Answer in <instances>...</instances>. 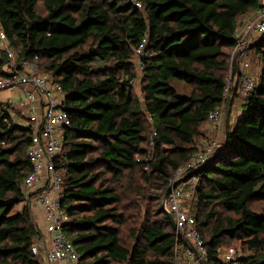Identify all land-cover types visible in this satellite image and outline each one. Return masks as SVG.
<instances>
[{"label": "trees", "instance_id": "16d2710c", "mask_svg": "<svg viewBox=\"0 0 264 264\" xmlns=\"http://www.w3.org/2000/svg\"><path fill=\"white\" fill-rule=\"evenodd\" d=\"M260 9V0H0L16 64L35 62L64 95L71 126L56 170L77 264H173L164 193L200 152L208 115L237 100L225 96L235 31ZM142 39L150 56L140 70ZM252 44L261 70L228 125L226 150L188 172L197 183L184 205L207 264H220L217 253L234 243L243 264H264V34ZM8 63L0 47V73ZM29 141L0 104V264H41L22 189Z\"/></svg>", "mask_w": 264, "mask_h": 264}, {"label": "built area", "instance_id": "2783aa9c", "mask_svg": "<svg viewBox=\"0 0 264 264\" xmlns=\"http://www.w3.org/2000/svg\"><path fill=\"white\" fill-rule=\"evenodd\" d=\"M261 3V0H260ZM137 8L140 6L135 4ZM254 18L245 21L243 30L254 34H264V5L256 12ZM239 30L235 31V50H239L243 42L239 38ZM0 44L9 63L1 69L0 91L19 90L23 101L18 112L23 116L17 123L22 129L30 131L29 145L25 151L30 163V173L22 186L27 191H33L34 203L42 208L44 214L45 232L49 236V246L43 249V258L47 264H77L78 255L63 232L67 223L66 213L61 208L63 194L61 190V175L56 170V161L62 151L66 130L71 126L69 117L63 107L64 95L61 87L52 83L49 76L40 72L35 62L23 61L16 64L14 53L8 48L5 34L0 30ZM146 39H142L134 49L136 63L141 70V61L150 56L145 50ZM240 51V50H239ZM247 63H240V70L231 79L230 72L226 79L225 96L231 89L238 98L245 99L256 87L255 82L247 74ZM235 82L232 83V82ZM231 83V88L229 84ZM229 86V87H228ZM226 105L216 108L208 115L207 122L219 124L225 120ZM15 113L10 114L13 120ZM18 122V121H17ZM155 134H153L154 136ZM221 134L215 140L205 144L202 152L196 154L190 162L177 170L169 181V187L186 177L190 170L207 161L215 148H221ZM189 175V174H188ZM187 175V176H188ZM185 176V177H184ZM189 178L171 188L166 199L161 203L165 214H171L175 223V246L173 264H202L206 261V252L199 232L195 228L193 216L184 205L196 186L197 180ZM28 195L25 194L26 199ZM187 241V242H185ZM197 252L195 255L192 252ZM33 255H39V248L33 245ZM240 251L235 248L220 250L217 260L220 264H243Z\"/></svg>", "mask_w": 264, "mask_h": 264}, {"label": "rangeland", "instance_id": "374dc122", "mask_svg": "<svg viewBox=\"0 0 264 264\" xmlns=\"http://www.w3.org/2000/svg\"><path fill=\"white\" fill-rule=\"evenodd\" d=\"M261 4H262V6L264 5V0H261ZM254 16L255 15H251L250 17H247L245 20L242 21L241 26L238 28V30H239L238 31L239 32V38L238 39H240L243 42L244 45H242V47L239 49L240 51L234 49L233 52H232L231 58L235 54H237V58L241 57V59H239L238 61H237V58H236V70H237L236 73L240 70V63L242 61L247 63V72H246V74L250 78H252V80L255 82V86H257L256 82H257L258 74L260 73V70H261V64H260L259 57L251 49H249L248 47L253 45L252 42L256 41L261 35L258 36L257 34H254L251 31L245 33V31L243 30V25H244L245 21L254 18ZM245 52H247V55H245V57H243L242 55ZM105 67H108V66L106 64L99 63L98 66H97V69H102V68H105ZM234 78L232 80H234ZM232 83L235 84V82H232ZM229 86L231 88V86H232L231 83L229 84ZM138 87H139L138 86V81H136L135 84H134V91H135L136 94H138V92H139V88ZM20 98L21 97L19 95H16V93H14V92L7 91V90L0 91V104L3 107H7L8 115H10L12 113L16 114L13 117V121L15 123H19V121L22 120V117H23L20 114V112H18V109H15L16 107L13 106V105L16 106L20 102ZM243 100L244 99L237 98V100L234 102L233 107L236 110V113H235L236 116L234 117V120L239 114V108H240ZM8 101L9 102L13 101V105H9ZM225 107H226L225 109H227V105ZM225 113H226V111H225ZM222 121H223V124H222V122H220L219 124L206 122L205 125L202 127L201 136L198 138L200 152L203 151L204 146H205L206 143H208L210 141H213V139L215 140V137L217 138V134L218 133L221 134V142H222L221 146L223 147L225 120H222ZM215 151H221V148H215L212 152H215ZM22 189H23V191L25 192L26 195H28V193H30V191H27L23 186H22ZM187 202L188 201H186V203ZM22 206H23V203H20V204L16 205L13 208L12 213L20 211ZM145 208L147 209V206H145L144 203H141L140 206L138 205L137 209H138L139 212H141L140 215H142L144 213V211L145 212L147 211ZM128 243H130V242L128 241ZM37 244H38V242H35L34 245H37ZM231 247L239 250L241 256L243 257V253H242L241 248H240L238 243L231 244L230 246H227L226 248H224L222 250H225V249H228V248H231ZM40 258H39V261L42 264V261H41Z\"/></svg>", "mask_w": 264, "mask_h": 264}, {"label": "crops", "instance_id": "0c3cea01", "mask_svg": "<svg viewBox=\"0 0 264 264\" xmlns=\"http://www.w3.org/2000/svg\"><path fill=\"white\" fill-rule=\"evenodd\" d=\"M0 47H2L1 44H0ZM245 55H247V52L243 53L242 56L245 57ZM239 59H241V57H238L237 58V61ZM7 91L14 92V93H16V95H19L21 97L20 98V102L16 106L13 105V101H10V102L8 101L9 105H13L14 107H16L15 109H18L20 107L21 102L23 101V98L21 96L20 91L19 90H7ZM235 113H236V110H235L234 107H232V109L230 111L228 125H232V123L234 121V117L236 116ZM33 191L31 190L30 193H29V195H32V197L30 198V196H28V198H27L28 200L26 199V201H28L29 209H30V213H31L32 219L36 223V225H37V227H38V229H39V231L41 233V240L38 241V244L36 245L39 248V256L41 257L42 264H47L44 261V258H43V249L44 248H48V246H49V236L45 232V223H44L43 210H42L41 207H39L38 205H36V203H34ZM54 264H61V263H54Z\"/></svg>", "mask_w": 264, "mask_h": 264}, {"label": "water", "instance_id": "95a60500", "mask_svg": "<svg viewBox=\"0 0 264 264\" xmlns=\"http://www.w3.org/2000/svg\"><path fill=\"white\" fill-rule=\"evenodd\" d=\"M252 46H253V45H252ZM252 46H250V47H248V48H249V49H252ZM236 58H237V54L233 55L232 58H231V63H230V72H231V73H230V76H231V79H233V78L235 77V74H236V71H237V70H236ZM231 90H232V92H234V88H232ZM231 103H232V96L230 97V100H229V103H228V106H227V109H226L225 124H224V142H223V147H222V150H221L220 154H219L217 157H215V158H218V157L222 156V154H223V153L225 152V150H226L227 128H228V121H229V116H230V111H231ZM215 158L209 159L208 161L213 160V159H215ZM208 161H207V162H208ZM190 176H191V175H188V176H186L185 178H183V179H181L180 181H178L177 183H175L174 185L168 187L167 190H166L165 193H164V196H163L162 202L166 199V197H167V195H168V193H169V191H170L171 188L175 187V186L178 185L180 182H184V181H186ZM162 202H161V203H162ZM161 206H162V205H161ZM166 216H167L169 222L171 223L172 228H173L174 231H175L176 228H175V223H174V219H173L172 215H171V214H166ZM185 242H187V241H185ZM192 252H193L195 255H197V252H196L194 249H192ZM202 264H207V262L202 260Z\"/></svg>", "mask_w": 264, "mask_h": 264}, {"label": "bare ground", "instance_id": "6f19581e", "mask_svg": "<svg viewBox=\"0 0 264 264\" xmlns=\"http://www.w3.org/2000/svg\"><path fill=\"white\" fill-rule=\"evenodd\" d=\"M225 115H226V113H225Z\"/></svg>", "mask_w": 264, "mask_h": 264}]
</instances>
